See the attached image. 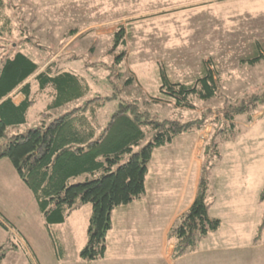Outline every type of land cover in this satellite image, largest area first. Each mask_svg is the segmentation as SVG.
<instances>
[{"label":"rangeland","instance_id":"374dc122","mask_svg":"<svg viewBox=\"0 0 264 264\" xmlns=\"http://www.w3.org/2000/svg\"><path fill=\"white\" fill-rule=\"evenodd\" d=\"M4 3L0 23L6 22L8 30L0 34V66L6 56L17 51L25 53L41 69L53 61L54 70L71 72L79 79L83 95L57 105L58 84L52 81V85L43 88L37 80L29 79L32 104L26 122L8 127L1 145L16 133L47 124L95 96L105 99L104 107L93 116L87 113L96 136L118 99H135L142 110L161 120L186 123L203 118L205 126L201 130L180 134L171 145H166L175 152V147L187 150L200 141L194 160L190 159L189 151L181 155L175 152L174 157L167 152L157 159V166L164 167L173 159L181 164L184 159L185 168L191 165L194 177L198 164L203 166L206 160L204 144L216 140L221 160L207 157L209 178L214 175L225 178L223 191L234 192L241 185L245 191L243 211H247L242 213L244 221L260 223L264 214L263 205L258 202L264 185V105L253 114H236L232 120L236 127L228 140L223 139V135L229 137L228 132L221 136L217 133L230 124L223 120L222 110L264 91V57L252 64L246 60L259 50L264 52V0H4ZM120 26L125 35L124 46L113 41V33ZM204 62L216 70L219 95L208 100L192 99L193 109L170 103L160 91V66L169 79L192 83L203 73ZM20 99L16 96L15 101ZM216 115L219 118L214 122ZM151 136L148 129L137 148ZM85 176L73 178L72 182L83 181ZM226 177L230 178L228 182ZM80 206L78 216L53 227L60 245L66 249V257L61 260L30 190L8 159L0 160V246L5 252L0 264H74L78 259L76 250L86 243L91 213L89 203Z\"/></svg>","mask_w":264,"mask_h":264},{"label":"trees","instance_id":"16d2710c","mask_svg":"<svg viewBox=\"0 0 264 264\" xmlns=\"http://www.w3.org/2000/svg\"><path fill=\"white\" fill-rule=\"evenodd\" d=\"M5 6L4 0H0V11ZM6 25V22L0 23V34L8 30ZM113 41L116 45H125L122 26L113 33ZM263 57L264 52L259 50L246 60L252 64ZM54 65L55 62L51 61L41 69L22 51L4 58L0 66V140L8 127L26 122L32 104L29 79L37 80L43 88L52 85V81L58 84L57 105L83 95L79 79L71 72L54 70ZM203 66V73L192 83L169 79L160 66V91L167 95L170 103L184 109L195 107L194 98L208 100L217 97L219 77L216 70L205 62ZM16 96L21 97L19 102L15 101ZM104 102L105 99L95 96L47 124L42 123L24 133H16L6 144H0V160L8 159L33 195L58 257H62L63 248L53 227L62 224L74 208L89 203L91 213L87 240L78 256L86 262L103 258L105 238L111 228L110 214L116 207L142 196L154 148L172 142L176 135L195 132L205 126L203 118L186 123L177 119L161 120L157 115L142 110L135 99H118L102 131L96 136V128L87 113L93 116L97 109L104 107ZM263 105L264 91L253 93L242 102L232 103L229 109L222 110L223 120L230 122L229 127H221L217 134L221 136L228 132L229 137L223 135V139L228 140L236 127L232 121L234 116L253 114ZM218 118L214 116V122ZM148 129L152 131V138L137 148ZM203 147L206 160L201 169L197 194L189 208L178 215L168 231V239L173 244V257L190 252L203 236L217 230L220 225L219 218L208 215L207 157L220 160L221 155L216 140H210ZM84 175L83 181L72 182L73 178ZM260 190L258 202L263 205L264 213V185ZM263 231L264 214L254 241L260 240ZM4 257L5 252L0 246V263Z\"/></svg>","mask_w":264,"mask_h":264},{"label":"crops","instance_id":"0c3cea01","mask_svg":"<svg viewBox=\"0 0 264 264\" xmlns=\"http://www.w3.org/2000/svg\"><path fill=\"white\" fill-rule=\"evenodd\" d=\"M172 142L154 148L142 196L112 210L111 228L105 238V256L86 262L78 256V248V259L74 264H264V231L260 240L254 241L258 225L245 222L242 214L247 212L243 211L245 191L241 185L234 192L223 191L225 178L220 179L212 173L210 177L213 176V179L208 176V215L220 219L219 228L203 236L190 252L180 257L172 256L173 244L167 236L169 228L194 200L202 173V164L199 163L196 174L191 177V165L185 168L184 159L181 164L172 158L164 167L157 166V159L167 152L174 157L175 152L181 155L189 151L190 159L194 160L195 151L201 146L200 141H195L187 150L180 146L181 149L175 147L174 152L166 147ZM229 179L226 177L227 182ZM80 207L74 208L60 225L68 218L78 216ZM62 248L61 260L66 257V249L63 245Z\"/></svg>","mask_w":264,"mask_h":264}]
</instances>
